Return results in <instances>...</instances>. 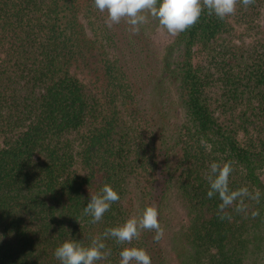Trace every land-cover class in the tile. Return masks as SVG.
Returning <instances> with one entry per match:
<instances>
[{"label":"trees","instance_id":"1","mask_svg":"<svg viewBox=\"0 0 264 264\" xmlns=\"http://www.w3.org/2000/svg\"><path fill=\"white\" fill-rule=\"evenodd\" d=\"M106 19L94 0H0V264H61L58 246L96 237L97 264L125 247L151 264H264V0L205 8L177 36L150 15L138 34ZM214 163L247 194L225 205ZM105 184L120 200L92 223ZM153 204L158 242L104 237Z\"/></svg>","mask_w":264,"mask_h":264},{"label":"clouds","instance_id":"2","mask_svg":"<svg viewBox=\"0 0 264 264\" xmlns=\"http://www.w3.org/2000/svg\"><path fill=\"white\" fill-rule=\"evenodd\" d=\"M238 2L247 7L255 0H94V6L100 12H107L105 22L109 27L125 20L130 25L129 30L138 34L150 15L158 20L160 30L177 36L194 26L205 8L209 15L214 13L218 18L224 19L235 13ZM230 171L228 164L220 168L214 163L211 165V172L215 178L209 176L212 190L220 193L225 205L231 204L237 196L247 194V189L228 193L227 180ZM213 191H209V197L213 195ZM119 200V194L109 184H105L99 193L90 196L84 214L92 217V223L100 222L110 206ZM158 216L155 204L146 206L139 217H130L123 225L107 229L103 235L105 238H114L117 243L130 244L134 238L140 236L141 231L148 230L155 231L154 239L158 242L164 234ZM104 249L105 244L100 237L94 238L89 246L71 240L58 246L54 256L61 264H97L110 255ZM119 256V264H131L132 261L135 264H151V257L143 248L125 247Z\"/></svg>","mask_w":264,"mask_h":264},{"label":"rangeland","instance_id":"3","mask_svg":"<svg viewBox=\"0 0 264 264\" xmlns=\"http://www.w3.org/2000/svg\"><path fill=\"white\" fill-rule=\"evenodd\" d=\"M74 73H75V75H76L78 78H80V79L83 78L82 75H81V73H80L78 70H74ZM77 170H78L79 172H81V171L79 170L78 167H77Z\"/></svg>","mask_w":264,"mask_h":264}]
</instances>
